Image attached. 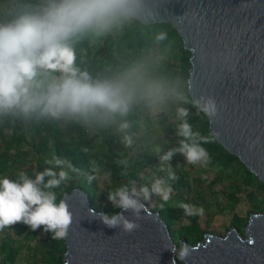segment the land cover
<instances>
[{
    "label": "trees",
    "instance_id": "trees-1",
    "mask_svg": "<svg viewBox=\"0 0 264 264\" xmlns=\"http://www.w3.org/2000/svg\"><path fill=\"white\" fill-rule=\"evenodd\" d=\"M45 3L46 0H0V23L10 22L18 15L32 14ZM74 49L76 66L93 80L110 78L132 64H142L148 80L174 89L175 94L155 104L162 109L163 119H153L150 111L154 105L143 99L131 103L125 114L97 109L87 120L69 116L54 118L41 115L38 110L25 114L13 109L0 114V176L18 180L23 173L35 179L36 173L50 167L56 172L67 171L69 180L56 190L58 200L65 193L80 188L88 195L93 209L108 215L120 211L111 206L109 191L127 185L140 192L147 187L149 199L145 200L143 194L139 198L151 211L160 214L175 242H186L190 246L215 232L210 225L209 214L212 213L225 217L230 229L243 234L249 216L264 211V184L215 138L209 143L199 141L209 153L208 163L189 164L187 169L179 161L184 157L179 152L167 161V166L160 162L161 155L179 148L185 139L177 135L183 122L177 115L178 108L188 110L185 119L194 132L201 136L212 135L207 117L191 103L176 98L178 94L191 100L188 94L191 53L185 50L172 25L145 26L130 17L106 35L83 37L74 44ZM157 55L164 60L158 62ZM92 131L97 134L91 138ZM95 138L101 142L100 152L93 149ZM157 145L163 147L160 153L154 150ZM127 146L128 150L137 149V157L126 159L121 154ZM54 159L64 163L56 167ZM29 163L35 164L26 167ZM169 173L175 179H170ZM100 175L108 181L104 188ZM47 179L45 177V182ZM156 180H163L171 187L168 201L151 192ZM242 197L247 206L246 216L236 211ZM185 204L194 207L192 215L182 207ZM23 250L28 253L29 264H62L66 245L63 239L52 240L43 226L32 231L29 226L16 223L0 230V264H16Z\"/></svg>",
    "mask_w": 264,
    "mask_h": 264
},
{
    "label": "clouds",
    "instance_id": "clouds-1",
    "mask_svg": "<svg viewBox=\"0 0 264 264\" xmlns=\"http://www.w3.org/2000/svg\"><path fill=\"white\" fill-rule=\"evenodd\" d=\"M137 7V0H46L32 14L18 15L10 22L0 23V114L13 109L25 114L38 110L41 115L54 118L69 116L87 120L97 109L125 114L138 99L155 105L175 94V90L165 84L148 80L142 64H132L110 78L97 80L75 64L77 41L88 35L103 36L121 27ZM176 98L191 103L209 120L218 114L212 97L188 100L177 94ZM177 115L183 121L177 135L185 139L179 148L163 155L161 161H170L179 152L189 164L210 162L207 149L199 141L209 143L215 137L194 132L185 119L186 108H178ZM63 163L54 159L56 167ZM169 177L175 179L172 173ZM68 180L67 171L56 172L51 167L36 173L35 179L23 173L18 180L0 176V230L23 223L32 231L43 226L52 240L65 239L73 215L67 203L58 200L56 190ZM151 192L166 202L171 187L163 180H156ZM141 194L145 200L149 199L147 187L137 192L135 187L126 185L109 191L108 200L124 212L131 211L138 220L144 207L138 200ZM182 207L189 215L193 214V206ZM198 211L202 213L203 209ZM101 220L105 226L120 227L126 233L139 228L135 220L127 219L122 213L102 214ZM189 255V247L181 245L177 258L184 261Z\"/></svg>",
    "mask_w": 264,
    "mask_h": 264
},
{
    "label": "water",
    "instance_id": "water-1",
    "mask_svg": "<svg viewBox=\"0 0 264 264\" xmlns=\"http://www.w3.org/2000/svg\"><path fill=\"white\" fill-rule=\"evenodd\" d=\"M131 18L141 24H171L191 53L188 94L215 99L209 120L216 141L264 184V0H137ZM63 199L73 215L62 264H264V212L249 216L243 234H206L180 251L167 224L138 197L139 228L131 233L102 223L80 188ZM94 210V211H93Z\"/></svg>",
    "mask_w": 264,
    "mask_h": 264
},
{
    "label": "rangeland",
    "instance_id": "rangeland-1",
    "mask_svg": "<svg viewBox=\"0 0 264 264\" xmlns=\"http://www.w3.org/2000/svg\"><path fill=\"white\" fill-rule=\"evenodd\" d=\"M156 60L159 62L161 60H164V57L160 56V55H157L156 57ZM150 115L153 119H163L164 117V114H163V111L162 109L158 106V105H154L152 108H151V111H150ZM157 128H158V131H160V129L162 128L161 127V124L159 123L157 125ZM30 134V133H29ZM97 134L96 131H92L90 132V137H95ZM28 135V134H27ZM128 146H127V150L124 151L122 150L121 151V154L125 156L126 159H132V158H135L137 157V149H129L128 150ZM162 145L161 146H156L154 147V150L157 152V153H160L163 149H162ZM171 146H169L168 149H170ZM93 149L94 151H101L102 147H101V142L99 139L95 138V141L93 142ZM28 150V149H27ZM28 152V151H27ZM29 153V152H28ZM30 155V154H29ZM163 155H161L159 157L160 159V162H161V157ZM30 158H33L31 155H30ZM179 161L182 162L183 166L186 167L187 169H189V163L186 161V159H184V157L182 158H179ZM163 163V166H167V161H164L162 162ZM33 164L35 163H29V164H26L25 166L26 167H31ZM198 168V166L196 167V169ZM99 181H100V184L101 186L104 188L105 186L108 185V181H107V178L104 176V175H100L99 176ZM111 206H113L111 204ZM236 211L238 214H240L241 216H246L247 214V206L245 204V199L244 197H242V201L241 203L238 205V207L236 208ZM264 212V211H263ZM262 213V212H261ZM204 217H206L205 215H203ZM209 218H210V225H211V231H215L214 233H211L212 235H218V236H225L227 233H229L231 230H234V228L230 229V227L228 226L227 224V220L225 217L221 216V215H218V214H215V213H212V214H209ZM210 234V233H209ZM40 240V238L38 239ZM175 242V241H174ZM179 249L181 247V243L179 242H175ZM30 244V243H29ZM28 253L26 250H23L21 255L19 256L16 264H29L28 260Z\"/></svg>",
    "mask_w": 264,
    "mask_h": 264
}]
</instances>
